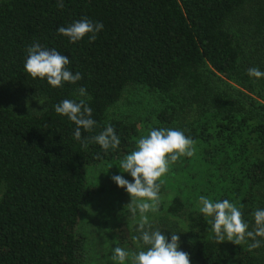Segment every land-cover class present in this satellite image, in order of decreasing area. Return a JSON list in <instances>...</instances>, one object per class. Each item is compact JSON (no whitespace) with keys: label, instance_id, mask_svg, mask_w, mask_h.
Returning <instances> with one entry per match:
<instances>
[{"label":"trees","instance_id":"obj_1","mask_svg":"<svg viewBox=\"0 0 264 264\" xmlns=\"http://www.w3.org/2000/svg\"><path fill=\"white\" fill-rule=\"evenodd\" d=\"M85 17L103 24L94 40L57 32ZM37 42L68 56L81 79L53 87L26 73ZM252 67L264 71V0H0V264H95L83 216L98 192L89 170L120 162L159 127L189 136L198 163L169 165L172 196L152 226L178 232L190 264H264V238L252 250L250 239L219 242L199 211L201 195L228 199L253 230L264 208V78L249 76ZM132 92L152 101L142 117L115 115ZM64 99L92 109L96 124L80 140L55 111ZM109 124L120 144L105 151L92 137ZM113 203L98 224L102 264H114L115 247L139 250L137 220L120 197Z\"/></svg>","mask_w":264,"mask_h":264},{"label":"clouds","instance_id":"obj_2","mask_svg":"<svg viewBox=\"0 0 264 264\" xmlns=\"http://www.w3.org/2000/svg\"><path fill=\"white\" fill-rule=\"evenodd\" d=\"M58 6L63 7V0H57ZM103 30V24L93 22L88 18L73 21L67 27L59 26L57 32L67 36L73 43L83 39H95V34ZM69 57L59 53L55 48H47L40 43H33L27 48V55L23 64L24 71L33 78L46 79L53 87H61L64 82L76 83L81 79V73H73L69 65ZM248 75L256 79L264 78V71L256 67L247 70ZM80 96L86 95V89H78ZM55 111L76 125L73 135L81 139V128L91 131L96 124L92 118V109L83 100L64 99L57 103ZM103 150L117 148L120 138L109 124L98 135L92 137ZM194 141L180 129L159 127L152 128L147 135L136 141L134 149L126 154L119 162L122 173H128L131 180L121 174L111 177L118 187L130 196L128 210L133 218H137L134 237L138 251L129 253L121 247H115L111 260L114 264H190L189 254L180 250V237L171 232L170 238L161 228H154L148 213L158 211L160 203L161 177L169 171V165L175 163L181 156L192 157L195 152ZM199 211L210 217L208 223L217 241L222 242L225 236L235 244L247 242L249 250L261 246L264 238V208H257L253 213L254 229H249L247 221L242 219V212L228 199L213 201L201 195L199 197Z\"/></svg>","mask_w":264,"mask_h":264},{"label":"rangeland","instance_id":"obj_3","mask_svg":"<svg viewBox=\"0 0 264 264\" xmlns=\"http://www.w3.org/2000/svg\"><path fill=\"white\" fill-rule=\"evenodd\" d=\"M25 102L26 107H36L37 101L21 99ZM145 95L143 93H126L125 96L117 103V106L114 110L115 115L119 117H124L130 120L136 119L138 117H142L144 108L149 107L151 99L149 98L147 101ZM195 148L193 159L187 165L191 167L193 164H197V145H193ZM186 156H181L180 159H183ZM190 159L191 157H186ZM183 164V163H182ZM119 162L115 163H106L103 165H99L97 167L89 170L88 180L93 185L94 188H97V194L95 199L90 202L86 208L84 209L83 216L85 218V225L88 228V232L91 234V256L94 262L97 264H102V250L103 247L99 245L100 241V227L98 226L100 217H103L104 214L110 211L112 215H114V211L112 210V205H114L113 201L120 197L122 204L128 209V203H130V196L122 187H118L114 181L111 179L113 175L121 174L126 179L131 180V177L128 173L120 172ZM172 167H169V171L164 174L160 179L162 181L161 189H160V202L163 204H168L171 199L172 188L170 187L171 180L174 178L175 173L171 170ZM197 169H192V172L198 175ZM185 172V171H183ZM201 173V172H200ZM199 173V174H200ZM196 193H194L195 195ZM190 195V194H189ZM165 214L164 211L158 210L155 213H148L150 222L156 223L158 219ZM136 220L138 219L135 218ZM137 222V221H135ZM95 263V264H96Z\"/></svg>","mask_w":264,"mask_h":264}]
</instances>
